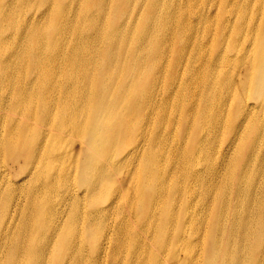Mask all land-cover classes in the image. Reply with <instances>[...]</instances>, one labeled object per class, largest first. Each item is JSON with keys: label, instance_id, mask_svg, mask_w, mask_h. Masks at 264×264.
Listing matches in <instances>:
<instances>
[{"label": "bare ground", "instance_id": "6f19581e", "mask_svg": "<svg viewBox=\"0 0 264 264\" xmlns=\"http://www.w3.org/2000/svg\"><path fill=\"white\" fill-rule=\"evenodd\" d=\"M131 1L0 0V264H264V0Z\"/></svg>", "mask_w": 264, "mask_h": 264}, {"label": "rangeland", "instance_id": "374dc122", "mask_svg": "<svg viewBox=\"0 0 264 264\" xmlns=\"http://www.w3.org/2000/svg\"><path fill=\"white\" fill-rule=\"evenodd\" d=\"M57 2H59L60 0H56ZM179 1H185V0H175L174 5L179 3ZM233 0H230V4ZM237 1V0H236ZM52 3V0H40V4H41V8H38L39 3L36 2L35 4H33V2L28 3V4H23L22 6L24 8H28L31 12L33 11H41L44 14L42 15L41 18L46 19V11H47V7L49 4ZM66 0H62V4H65ZM131 3H134V0L131 1ZM109 4H111V2H109ZM140 3L137 5L139 6ZM195 6L197 8V10L199 12H201L203 15L208 16V18H210L211 20V24L209 26V28L207 29V31L204 29L203 24L201 22V20L196 17L195 15H193V13H191V10L189 11V16H188V20L191 21L195 27L196 30V36L193 40H195V44L196 43H202L204 46H206V53H208V49H209V45L211 44L212 40H216L217 42H221V40H217L219 39L216 35H224V36H229V30L231 29V27L233 26L235 20L237 19V15H238V10L239 8L235 9V10H230L229 7H226L223 9V14L224 17H222V19H225L228 24L229 27L227 28H221L220 24L216 21V16L220 15V6H221V0H196ZM232 6V4H231ZM234 7V6H232ZM127 10V15H130L132 13V9H127V5L124 4L122 6V8L118 11V14L122 13V12H126ZM9 11V10H8ZM260 15L256 14L255 11V19L258 18ZM249 17V15H248ZM257 20V19H256ZM234 38H238L237 36H235L233 34ZM244 38V35H240L239 36V40H242ZM227 58L228 61L224 64V66L222 67V71L225 73H229L231 72L233 75H235V73L237 72V70H233L232 66H231V62H233L232 60L236 57L235 54L233 52L227 51ZM214 61L216 62L217 58L215 55H213ZM200 67V63L199 62H195V68H199ZM218 67V66H217ZM216 67V68H217ZM242 68H240L241 70ZM199 74V73H197ZM159 90V88L156 89L155 91V95L156 92ZM244 90H247V85L244 86ZM2 93V94H1ZM13 93V90L8 89L6 91H2L0 90V98L3 100H10L11 99V94ZM31 101V100H29ZM37 105V103H33L32 106ZM226 105H230V102L227 101ZM229 107V106H228ZM230 108V107H229ZM232 117V113L230 118ZM219 119L220 121L224 122L225 120H227V113L224 114L222 116V113H220L219 115ZM6 132H4L5 134ZM227 137V133L221 134V133H217L215 135V137L213 139L219 141L220 138L225 139ZM238 143V139H235L234 145H236ZM219 147L214 148V150L217 151ZM6 154V151L0 152V160H6L10 157H13L16 159V157L14 155H7L4 156ZM17 163H22V159L18 158ZM17 163H9L7 160L5 161L6 165H12V164H17ZM17 177V178H16ZM13 177L14 181H17V179L20 178V175ZM121 179L118 180L121 186H125L128 183V180H126L125 178H123V176L120 177ZM127 182V183H126Z\"/></svg>", "mask_w": 264, "mask_h": 264}]
</instances>
